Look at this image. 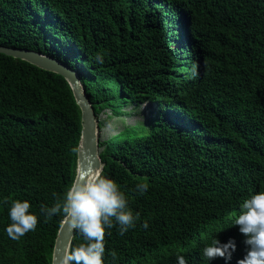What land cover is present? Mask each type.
I'll return each mask as SVG.
<instances>
[{"label": "trees", "instance_id": "16d2710c", "mask_svg": "<svg viewBox=\"0 0 264 264\" xmlns=\"http://www.w3.org/2000/svg\"><path fill=\"white\" fill-rule=\"evenodd\" d=\"M0 45L75 70L96 117L151 106L98 143L101 172L139 213L123 235L106 230L105 264H225L200 252L212 235L235 242L228 264L243 259L230 222L264 190V0H0ZM80 130L64 77L0 53V200L27 199L38 217L13 241L0 204V264H51L64 218L39 208L73 184ZM81 242L74 232L69 250Z\"/></svg>", "mask_w": 264, "mask_h": 264}, {"label": "clouds", "instance_id": "9594fccd", "mask_svg": "<svg viewBox=\"0 0 264 264\" xmlns=\"http://www.w3.org/2000/svg\"><path fill=\"white\" fill-rule=\"evenodd\" d=\"M100 60V57H97ZM191 75H197L195 67ZM147 183H138L135 191L143 195L147 192ZM51 207L41 205L39 214L50 219L61 214L71 229L82 236L83 242L72 247L62 257L61 264H105V232L118 226L123 235L129 228L135 226L139 213L134 214L128 207L126 195L118 184L100 171H94L83 180L69 186L61 198H56ZM7 207L9 223L4 227L6 236L15 241L37 226V214L30 210L27 199H14L10 205L7 199L0 200ZM239 214L235 215L230 225L238 226V231L244 235V244L248 250L237 264H264V190L251 194L239 205ZM142 227L147 229L148 223ZM218 232V231H217ZM236 244L232 239L221 243L214 235L200 249L202 256L210 261L216 257L231 260ZM116 259L115 251L110 253ZM176 264H188L184 255H175Z\"/></svg>", "mask_w": 264, "mask_h": 264}, {"label": "water", "instance_id": "95a60500", "mask_svg": "<svg viewBox=\"0 0 264 264\" xmlns=\"http://www.w3.org/2000/svg\"><path fill=\"white\" fill-rule=\"evenodd\" d=\"M0 53L24 60L41 69L57 73L68 82L75 102L80 109V137L76 148L74 182L83 180L94 171L102 170L99 158V129L92 105L85 93L77 72L58 59L39 53L34 50L7 47L0 45ZM74 231L69 223L63 219L57 231L52 254L51 264H61L62 257L69 251Z\"/></svg>", "mask_w": 264, "mask_h": 264}, {"label": "rangeland", "instance_id": "374dc122", "mask_svg": "<svg viewBox=\"0 0 264 264\" xmlns=\"http://www.w3.org/2000/svg\"><path fill=\"white\" fill-rule=\"evenodd\" d=\"M123 115L115 116L109 109H105L96 117L97 124L100 123L99 139L104 141L121 131L128 125H140L149 117L151 106L145 103H130L123 109ZM102 148H99V151Z\"/></svg>", "mask_w": 264, "mask_h": 264}]
</instances>
